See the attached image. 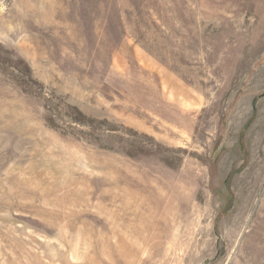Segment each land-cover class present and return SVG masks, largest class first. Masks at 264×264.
<instances>
[{"label": "rangeland", "instance_id": "obj_1", "mask_svg": "<svg viewBox=\"0 0 264 264\" xmlns=\"http://www.w3.org/2000/svg\"><path fill=\"white\" fill-rule=\"evenodd\" d=\"M0 264H264V0H0Z\"/></svg>", "mask_w": 264, "mask_h": 264}]
</instances>
